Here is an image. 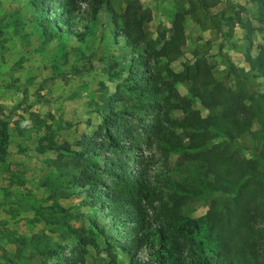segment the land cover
Wrapping results in <instances>:
<instances>
[{"label": "trees", "instance_id": "1", "mask_svg": "<svg viewBox=\"0 0 264 264\" xmlns=\"http://www.w3.org/2000/svg\"><path fill=\"white\" fill-rule=\"evenodd\" d=\"M249 1L256 6L255 20L261 25L264 23V0ZM27 2L34 10L33 22L44 42L54 41L62 45L69 38L82 42L90 33L89 26L77 15L72 0ZM218 2L189 0L186 8L174 14L169 34L159 47L147 38L144 27L151 14L137 0L128 1L118 13L109 11L114 41L121 37L130 52L128 57L121 58L124 65L122 77L114 73L117 79L114 93L102 102L106 113L101 114V121L91 135H80L74 150L66 141L57 144L48 130L35 147L37 153L51 151L54 154L50 165L59 172V178L47 177L40 182L48 188L46 198L51 203L32 209L43 217L45 224L54 223L58 230L65 227L74 244L65 252L64 244L39 247L30 240L19 238L18 254L22 246H29L40 257L35 264H90L85 260L86 245L95 246V237H101L107 246H113L106 229L97 221V215L102 213L108 219L104 226L109 233L113 230L118 235L119 248L126 253L125 264H264V224H249L242 212L232 211L230 217L226 207L220 221H231L242 230L243 242L236 243L219 231L220 227L212 218V207L214 203L218 204V198L212 201V206L201 218H192L181 212L182 205L192 197L214 192L227 194L230 189V198L236 207V198L242 200L246 196L259 195L264 200V94L246 85L256 75L264 77V49L258 47L255 55L250 54V35L260 27L242 20L239 10L231 3H227L224 9L211 12ZM96 9H91L92 15ZM186 15L194 16L200 27L207 22L222 37H230L238 24L245 31L243 58L247 69L234 66L221 55L225 72L217 79L212 76L206 60L196 54L194 60L183 64L179 71L171 70L168 62L184 44L183 20ZM221 47L220 43V54ZM161 58L166 62L159 69L157 64ZM182 81L190 82V95L203 106H218L219 111L201 117L197 110L190 109V99L179 95L174 87L175 83ZM229 83L234 85L233 89ZM120 85L140 98L139 106L155 112L143 130L164 151L176 153L182 161L209 164L215 170V177L209 181L183 179L175 182L167 199L159 200L155 225L146 221L145 206L139 195L140 189L146 188L144 173L141 170L136 174L129 164L132 147L138 144L139 137L125 127L124 115L116 108V102L123 100ZM159 97L161 101L156 99ZM172 110L186 114L176 119L169 115ZM254 120L259 127L252 130ZM245 133L252 141L250 157L241 158L230 151L229 146ZM214 136L221 137V141L205 148L206 141ZM8 145V123L0 117V163L7 156ZM103 153L108 155L101 157ZM71 165L76 170L70 169ZM74 190L82 195L79 204L87 208L86 213L77 211L79 204L68 211L57 202V198H66L74 194ZM45 209L80 219L84 225L70 228L57 219L43 216ZM232 217L235 221L231 220ZM141 249L145 250V259L136 256V251ZM107 255L109 260L101 264H118L109 248Z\"/></svg>", "mask_w": 264, "mask_h": 264}, {"label": "rangeland", "instance_id": "2", "mask_svg": "<svg viewBox=\"0 0 264 264\" xmlns=\"http://www.w3.org/2000/svg\"><path fill=\"white\" fill-rule=\"evenodd\" d=\"M72 1L77 15L89 26L90 33L82 42L69 38L60 45L41 39L33 22L34 10L27 0H0V117L7 121L9 132L7 156L0 163V264H35L39 261L40 257L29 246H22L18 254L16 245L19 238L30 240L39 247L64 244L65 252L74 244L65 227L58 230L54 223L45 224L43 217L36 215L32 209L33 206H48L51 203L46 198L48 188L40 182L47 177L59 178V172L50 165L54 154L51 151L37 153L35 147L47 130L53 134L57 144L66 141L72 150L76 149L75 143L81 134L91 135L101 121V114L106 113L102 108L103 100L115 91L117 79L114 73L118 77L123 75L121 58L128 57L130 52L124 47L121 37L114 41L109 20L110 10L118 13L130 0ZM137 1L151 14L144 29L147 38L159 47L169 34L174 14L186 8L189 0ZM227 3L239 10L242 20H249L253 26L260 27L250 35V54L255 55L258 47L264 49V23L260 25L255 20L256 6L249 0H219L210 11L214 13L224 9ZM92 8H97L94 15L91 14ZM183 32L184 44L168 62L171 70L179 71L183 64L191 63L196 54L206 60L212 76L217 79L225 72L221 55L234 66L247 69L243 58L245 31L238 24H235L230 37H222L207 22L200 27L194 16L186 15ZM220 43L221 54L218 51ZM165 62L164 58L159 59L157 67L161 69ZM161 74L166 77L164 71ZM229 85L231 89L234 88L232 83ZM246 85L264 94L263 76H254ZM189 86V81L174 84L179 95L190 99V109L197 110L201 117L219 111L218 106H203L196 97L190 95ZM119 89L123 100L116 102V108L124 115L122 121L125 127L139 137L138 144L132 147L129 164L136 174L141 170L144 173L146 188H141L139 195L145 206L146 221L155 225L159 200L167 199L175 182H182L183 179L209 181L215 177V170L209 164L182 161L176 153L164 151L143 130L155 112L139 106L140 98L122 85ZM156 99L161 101V97ZM184 114L181 110L169 113L176 119ZM258 127V122L254 120L250 128L254 130ZM220 141L219 136L210 137L205 148ZM251 142L250 135L245 133L235 138L229 149L238 157L248 158ZM107 155L103 153L101 157ZM69 168L76 170L72 165ZM231 190L227 194L214 192L207 196L192 197L182 205L181 212L192 218H201L212 206V201L218 198V204L214 203L212 207V218L221 230L217 229L229 239L241 243L242 230L231 221H220L223 212L227 207L230 217L232 211L242 212L249 224L263 225L264 200L259 195L246 196L242 200L236 198V207L230 198ZM73 193L66 198H57V202L68 211L77 206L82 197L76 194L77 191ZM76 208L82 213L88 211L80 204ZM43 216L57 219L70 228L84 225L80 219L51 213L48 209L43 210ZM231 220L235 221L233 217ZM97 221L106 229L113 246H107L101 237H95V246L86 245V262L106 263L109 260V248L115 255L116 263L125 264L126 253L119 248L118 235L113 230L109 233L104 226L108 219L99 213ZM136 256L145 259V250L136 251Z\"/></svg>", "mask_w": 264, "mask_h": 264}]
</instances>
